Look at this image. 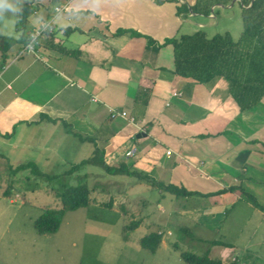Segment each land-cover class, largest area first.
<instances>
[{"label":"crops","instance_id":"obj_1","mask_svg":"<svg viewBox=\"0 0 264 264\" xmlns=\"http://www.w3.org/2000/svg\"><path fill=\"white\" fill-rule=\"evenodd\" d=\"M197 1L11 0L18 11L26 3L30 10L23 32L18 12L0 18V35L13 37L0 49L4 144L12 153L58 154L51 148L60 134H51L64 124L109 166L196 192L172 208L197 228L231 233L233 219L224 218L243 199L264 216L246 199L264 200V95L242 109L226 77L199 82L177 75L174 47L165 42L216 25L213 9L224 17L241 0L216 2L209 15L192 13ZM200 212L209 218L205 226L194 220Z\"/></svg>","mask_w":264,"mask_h":264},{"label":"rangeland","instance_id":"obj_2","mask_svg":"<svg viewBox=\"0 0 264 264\" xmlns=\"http://www.w3.org/2000/svg\"><path fill=\"white\" fill-rule=\"evenodd\" d=\"M215 13L218 23L205 30L209 34L228 31L237 39L243 29L240 3L224 17L220 10ZM57 133L60 135L51 149L58 154L12 153L4 144L6 138H0V264H187L182 251L208 254L225 264L232 260L237 264H264V216L246 200L237 204L228 219L224 218V222L233 219L231 233L197 228L184 211L172 208L182 207L185 197L177 198L135 175L110 173L93 163L66 174L83 160L101 162L102 155L89 141L74 139L64 124H58L51 135ZM51 140L53 137L46 138ZM29 162H34L39 172L58 177L47 180L34 175L28 166L15 170ZM85 181L92 188V203L66 211L56 232L38 233L34 221L48 205H59L57 191L61 185ZM8 188L9 197L4 196ZM110 201L112 206H106ZM258 203L264 205V200ZM196 218L204 226L209 223L205 213L200 212ZM131 220L140 221V225L125 240L123 227ZM184 226L189 228L185 231L188 234L180 229ZM155 231L162 238L156 252H151L140 246L139 238Z\"/></svg>","mask_w":264,"mask_h":264},{"label":"trees","instance_id":"obj_3","mask_svg":"<svg viewBox=\"0 0 264 264\" xmlns=\"http://www.w3.org/2000/svg\"><path fill=\"white\" fill-rule=\"evenodd\" d=\"M230 0H198L197 4L192 7L194 13L209 15L211 6L216 2L223 4L229 3ZM243 29L241 35L235 39L228 31L208 33L205 29L200 28L189 33H179L172 38L167 39L166 43H171L174 47L175 73L183 77H190L199 82H206L216 76H224L231 81V91L242 109L251 107L261 100L264 95V0H241ZM250 4V5H249ZM245 5H249L245 7ZM180 11L190 13L186 6L181 5ZM30 7L26 3L17 13V29L24 31L28 19ZM27 37L22 35L19 39L26 42ZM13 37L0 35V49L3 42L12 40ZM5 62V54L2 53ZM85 140V137H81ZM98 149H95V152ZM101 153V152H100ZM102 155L101 162L93 158L83 160L74 164L66 171V174L78 172L88 163H93L103 167L110 173H125L135 175L138 179L147 180L150 185L158 187L163 191L173 194L175 197H192L197 193L188 191L185 187H179L174 184L165 185L149 175L127 168L125 165L120 167L109 166ZM26 166L33 169V174L44 177L47 180H53L57 175H48L38 171L34 162L19 165L15 170H21ZM35 168V169H34ZM39 172V173H38ZM58 189L57 195L59 205H48L44 208L43 213L34 221L38 233L47 234L56 232L65 216L66 211L86 207L92 203V188L85 182H79L76 185L63 184ZM227 190H234V187L221 189L213 194H221ZM11 188L6 189L4 196H10ZM249 200L261 209L257 200L249 195ZM111 207L112 201L105 204ZM126 211L125 209H123ZM140 225V221L131 220L124 224L123 237L129 240L130 232L134 231ZM180 229L189 231L187 226ZM188 234V233H187ZM162 234L160 232H150L139 238L141 247L156 252L161 243ZM176 246V245H175ZM181 257L187 264H225L219 258L209 257L208 254H195L189 251H182ZM227 264H237L232 261Z\"/></svg>","mask_w":264,"mask_h":264},{"label":"clouds","instance_id":"obj_4","mask_svg":"<svg viewBox=\"0 0 264 264\" xmlns=\"http://www.w3.org/2000/svg\"><path fill=\"white\" fill-rule=\"evenodd\" d=\"M5 10H8L13 14L18 12L17 6L13 4L11 0H0V18H3Z\"/></svg>","mask_w":264,"mask_h":264},{"label":"built area","instance_id":"obj_5","mask_svg":"<svg viewBox=\"0 0 264 264\" xmlns=\"http://www.w3.org/2000/svg\"><path fill=\"white\" fill-rule=\"evenodd\" d=\"M46 26H47V25H46ZM45 28H46V27H44V29H45ZM34 36L36 37V35H34ZM33 43H34V39L31 40V42L28 44L27 48L30 49V50H33V48H34V44H33ZM117 114H119V112H113V113H112V116H115V115H117ZM120 114L123 115V116L126 115V113L123 112V111H122Z\"/></svg>","mask_w":264,"mask_h":264},{"label":"water","instance_id":"obj_6","mask_svg":"<svg viewBox=\"0 0 264 264\" xmlns=\"http://www.w3.org/2000/svg\"><path fill=\"white\" fill-rule=\"evenodd\" d=\"M191 11H192V9H191ZM213 11H214V13H215V9H213ZM192 13H194V12L192 11Z\"/></svg>","mask_w":264,"mask_h":264}]
</instances>
